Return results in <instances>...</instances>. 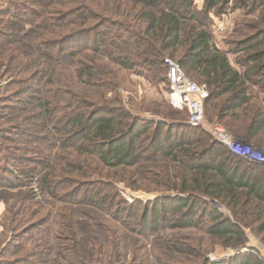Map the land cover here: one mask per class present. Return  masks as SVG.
<instances>
[{"label": "rangeland", "instance_id": "374dc122", "mask_svg": "<svg viewBox=\"0 0 264 264\" xmlns=\"http://www.w3.org/2000/svg\"><path fill=\"white\" fill-rule=\"evenodd\" d=\"M97 2H100V6L94 8L95 1L92 0H41L39 4L33 5L26 0H12V3L0 0V30L9 31L2 27L1 21L9 17L15 20L18 17L16 15L27 20L26 29L33 27L34 23L44 24V20H47L45 28L37 27V35L47 40L62 38L61 41H65L61 44L64 48L75 49V45L85 46L80 37L88 29L89 25L84 22L89 19L92 25L98 23L101 26L110 20H117L127 23L126 28L138 26L137 19L126 15L114 16L105 10L110 6L104 0ZM246 2L249 5L247 8L235 0L221 10H208V26L214 43L227 53L230 63L244 75L251 66L258 65V56L264 59V4L254 0ZM88 3H91L90 8ZM194 5L199 10L204 9L205 1L194 0ZM24 7H32L30 9L33 12ZM55 9L60 13L51 14ZM63 21L74 23L62 27L64 30L56 34L54 27ZM120 27L111 22L108 29L103 28V31L109 30V36L113 39L121 31ZM111 30L113 32L110 33ZM3 37L7 39L9 36ZM133 42L139 45L144 43L136 37ZM30 43L15 44L11 49L22 47L28 50ZM93 47L90 42L87 48L92 49L86 52L100 65L95 68V73H99L96 80L91 79L87 72L80 80L75 74L76 82H70L75 66V60H72L70 64L60 67L62 74L71 79L64 78L63 83L57 85L50 84L48 76L35 82L25 80L22 76L15 77L7 63H3L8 54L0 55V154H8L11 162L6 166L15 169L18 167L11 165L12 160L18 162L15 156L20 158L22 155L26 161L20 169L25 171L37 166V162L32 164L38 158L33 151L50 154L52 150V164L57 173L55 187L59 191V195H51L40 188L38 181H41L43 172L38 176L33 174V181L8 178L11 185L6 181L0 183V264H72V259L74 264H236L246 254L264 262V202L253 199L247 202L244 194L246 187H243L239 204L224 203L206 194L200 182L194 180L198 177V167H215L219 162L210 155L212 150L215 153L221 147L228 148L215 135L218 129L234 140L258 148L264 147V132L257 137V142L248 140L246 136L236 137L219 113L218 103L222 98L211 100L205 105L206 120L202 126H192L185 109L175 108L170 103L167 67L149 64L147 60L152 56L146 46H142L139 56H130L131 66L127 69L110 62L112 48ZM32 53L40 58V51ZM70 59L74 57L70 56ZM83 61L86 66L94 63L93 60ZM185 70L192 80L203 83L198 74L190 73L187 68ZM247 82L252 91L248 96V106L243 107L246 109L242 113L243 119H249L257 113L264 118V62L261 69L247 78ZM31 86L26 97H36L51 89L53 104L59 107L58 117L74 116L84 109L91 112L88 122L91 126L96 124L95 119L104 115L119 116L121 111L124 115L125 112L132 115V125L136 123L134 131H142L135 144L139 149L138 162L133 166H110L103 162L100 155L80 153L76 146H69L72 142L63 140L58 144L53 137L32 145L28 143L27 137L21 140L20 136L13 141L15 138L10 136V128L21 130L23 125H31L39 129L42 123L34 103L22 98L23 92ZM35 104L40 105L37 102ZM15 107H19L20 111ZM242 124L245 126L246 122L242 121ZM49 132H56L58 139L65 136L51 127L45 130V133ZM184 142L191 147L189 164L182 163L174 155L164 154V151H171L172 147L175 151L181 147L184 149ZM122 143L119 140L117 145ZM178 143L182 146H178ZM14 146H20V151L5 150V147L13 150ZM25 146L32 151L24 153ZM65 156L68 161L80 162L83 171L71 173L68 162L63 158ZM230 169L231 172H238L242 180L253 182L258 179L259 184L264 185V164L237 162L231 164ZM66 174L70 176H64ZM215 174L214 171L210 173L211 176ZM65 177L75 179L76 186ZM97 188L104 189L100 202L94 201L96 198L91 196ZM191 203L196 212L218 211L232 221L241 222L240 230L245 242L235 246L239 237L228 239L209 234L208 218L196 225L180 226V219L183 213L188 212ZM144 216L155 219L150 225L151 229L147 227L145 230ZM75 247L79 252H74ZM174 247L187 251L194 248L195 251L188 255Z\"/></svg>", "mask_w": 264, "mask_h": 264}, {"label": "trees", "instance_id": "16d2710c", "mask_svg": "<svg viewBox=\"0 0 264 264\" xmlns=\"http://www.w3.org/2000/svg\"><path fill=\"white\" fill-rule=\"evenodd\" d=\"M26 1L33 5L39 4L41 0ZM92 1H95L94 8L100 6V2H97V0ZM204 1V9L199 10L195 7L194 0H104V3L110 6L108 9H105L108 13L114 16L126 15L133 17L134 20H138V26H135L133 29H131V26L126 28L127 23H119L117 20H110L108 23L101 26L98 23L92 25V23H90L91 19H89V23L84 22L85 25H89L87 27L88 29L81 33L80 37L82 41H84L83 45L85 46L75 45V49L64 48L61 45L65 42L61 41L62 38L47 40L41 35H37L36 29H39L37 27L42 29L45 28L47 20H44L46 21L44 24L34 23L33 27L26 29L25 23H27V20L24 17L16 15L18 17L15 20H10L9 17L7 20L1 21L2 27H6L9 31L0 30V55H4L5 53L8 54V57L3 60V63H7V67L12 73H15V77L22 76L25 80H32L35 82L48 76L50 84L57 85V83H63L62 80L64 78H66V80L72 78L73 80L70 82H76V78L79 80L84 78V74L87 72L91 79L96 80V75L99 73H95V68H98L100 65L95 63V58L91 59L88 57L89 52L86 51L87 49H92L87 48L90 42L93 43V49H98V46H105L108 50L112 48L111 52L113 53L110 54L109 60L112 64H116L122 69L129 68L131 66L130 56H139L142 52V46H146L152 56L147 61L152 66L161 64L166 69L167 65L165 63V58L170 56L172 58H177L184 69L187 68L190 73L198 74L201 81L207 84L209 88V96L206 98L205 105L211 100L222 98L218 103V107L224 124L230 129H233V134L236 137L241 138L246 136L248 140L252 139V141L256 140L255 142H257V137L264 132V118L261 117L262 115L260 113H257L249 119H243L244 116L242 113L246 110L243 107L249 104L248 96L251 95L252 91V88L248 85L247 78H251L258 69H261L264 62L263 56L257 57L258 65L251 66L249 72L245 75L236 69L230 63L227 53L214 43L212 33L208 26V10L211 11L214 8H219L221 10V8L227 7L229 3L235 0ZM236 1L243 7H249L246 0ZM254 1H262L264 4V0ZM9 3H12V0H9ZM88 6L90 8L91 3H88ZM24 8L28 9L29 7ZM30 8L27 11L32 13L33 9ZM57 12L60 13L58 9H55L51 14H58ZM48 17L49 16H47V19ZM57 18L55 20L58 21L59 19ZM61 20L62 19H60V21ZM63 22L57 23V26H55L56 28L54 27L56 34L64 30L62 27H68L71 23H74H68V21ZM111 22L121 26V31L115 34L113 39L109 36V30L106 32L103 31V28H106V30L108 29ZM14 24L16 25L13 27L12 25ZM54 24L56 23L54 22ZM15 31L18 33L15 34ZM111 32L113 31L111 30L110 33ZM3 36L9 37L4 39ZM134 37H136L139 42L143 41L144 43H140L139 45L138 42H133ZM75 41H78V39H75ZM25 42H31L28 50L22 47L11 49L13 45ZM72 43L74 42L72 41ZM36 51L37 53L39 51L41 52L40 58L33 55L32 52ZM70 56L71 58L74 57V59H70ZM83 59L93 60L94 63L93 65L86 66ZM72 60H75V62L73 61L75 66L73 67L74 73L71 74L70 78L62 74L60 67L70 64L69 61ZM166 71V79L169 82L168 67ZM99 77H101V75H99ZM168 84L170 86V83ZM31 89L32 86L27 91L23 92L22 98L27 102L34 103V107L39 111L38 117H42V120H40L42 123L39 129H35L33 126L31 127V125H25L26 127H23V125L21 130L18 129V125V130L10 128V136L15 138L13 141L19 139L20 136H22L21 140L27 137L29 139L28 143L32 145L41 144L53 137L55 141L59 142L58 144L63 140L72 142V144L76 142L75 145L71 144L69 146H76V149L83 154L100 155L104 160L103 162L110 166H133L138 162L139 149H137L135 144L141 136L142 131H134L136 123L133 124L134 126L132 125L134 119L132 115L127 112H125L124 115L123 111L120 112L119 116L104 115L99 119H95L94 123L96 124L90 126L88 125L90 120L89 115H91L90 111L86 112L83 111L84 109H80L74 116L58 117L56 114L60 111L58 110L59 107L55 105V103L53 104L54 99L50 94L51 89H48L47 92L36 97H26V93ZM35 102L40 103V105L37 106ZM15 108L20 111L19 107ZM241 109L242 112L239 113ZM185 111L187 112L186 109ZM242 121L246 122L245 126H243ZM57 124L60 126L57 127ZM231 124L232 127L230 126ZM50 127L53 128V130L62 132L61 134L64 133L65 136L63 139L62 137L58 139L56 132L45 133V130H48ZM246 129L247 132L245 131ZM41 132L45 135H42ZM119 140L123 141L121 145H117ZM187 144L188 143L184 142V149H182V144L178 143L181 149L175 151L174 147H172L170 149L171 151H164V154L174 155L177 160L181 159L182 163L189 164L192 155L190 154V144ZM28 146L30 145L28 144ZM25 147L24 153L32 151L29 149L30 147ZM224 148L221 147L219 151L215 153H213V150L211 151L210 155H212V157L215 156L216 160H219V162L215 167L212 165L198 167L196 170L198 179L196 178L194 180L200 182L199 184L205 188L206 194L222 200L224 203L228 201L229 204L231 202L239 204L243 187H246V192L244 194L247 202L250 199L264 202V185L259 184L258 179H255L253 182L249 179L242 180L238 177V172L229 171L231 170V164H236L237 162L243 163L246 161L249 164L257 162H252L237 155L227 147ZM15 149L20 151V146H14L13 150H11L10 147H5V150L10 152ZM33 152L37 154L38 158L32 164L37 162V166L30 167L29 170L25 171L20 169L25 166L24 162L26 161L22 155L19 158L18 155L15 154L18 162H16L17 160H12L13 163L11 164L14 167H18V169H15L6 166L7 163L11 162L8 154H0V171L3 172L1 173L0 183L3 184L2 181L9 183L7 181L8 178H22L24 182H27V180L33 181V174L38 176L43 172L41 181H38L40 188L49 192L51 195H59L58 188L55 187L57 182L54 181V179L57 178V173L55 172V166L52 164V159L54 157L52 150L50 154L43 151ZM63 158L68 162L67 165L70 167L71 173L83 171L84 168L80 165V162L76 160L68 161L67 156ZM211 171H214V173L216 172V174L211 176ZM67 174L64 176L71 175ZM65 178L68 179L70 184L76 186L75 179L71 180L68 177ZM111 188L115 189V186L111 185ZM103 190L102 188H97L92 192V198H96L94 201L100 202L103 200ZM188 209V212L183 213L187 220L185 218L183 219V216L182 219H180L182 222L180 226L196 225L204 222L205 218H208L210 226L207 227V232L209 234L214 237L228 239L239 237V241L235 246L245 242L243 232L240 230V227H242V225H240L241 222L232 221L230 217L224 216L218 211H213L211 213H206L205 211L199 213L197 211V213L194 211L195 207L193 203L189 205ZM143 221L145 225L144 228L147 230V227L151 229L150 225L153 224L155 219L144 216ZM69 228L72 230L71 227ZM175 249L182 250L180 247H176ZM73 250L75 253L79 252L77 247ZM194 251L195 249L193 248L189 249V251L183 249L181 252L191 255ZM71 263L74 264L73 259ZM230 264H234V262ZM236 264H264V262L258 259V257L246 254L243 258L239 259Z\"/></svg>", "mask_w": 264, "mask_h": 264}, {"label": "built area", "instance_id": "2783aa9c", "mask_svg": "<svg viewBox=\"0 0 264 264\" xmlns=\"http://www.w3.org/2000/svg\"><path fill=\"white\" fill-rule=\"evenodd\" d=\"M170 83V103L178 109H186L188 122L199 127L205 123V101L209 96V88L205 83L192 80L184 67L171 57L165 58ZM217 137L235 154L252 162L264 164V147L258 148L243 141L234 140L222 130H217Z\"/></svg>", "mask_w": 264, "mask_h": 264}]
</instances>
